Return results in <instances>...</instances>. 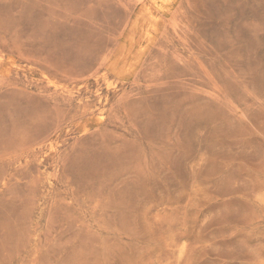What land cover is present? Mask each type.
Listing matches in <instances>:
<instances>
[{
  "label": "rangeland",
  "instance_id": "obj_1",
  "mask_svg": "<svg viewBox=\"0 0 264 264\" xmlns=\"http://www.w3.org/2000/svg\"><path fill=\"white\" fill-rule=\"evenodd\" d=\"M0 264H264V0H0Z\"/></svg>",
  "mask_w": 264,
  "mask_h": 264
}]
</instances>
